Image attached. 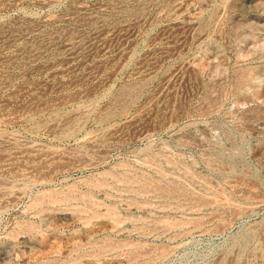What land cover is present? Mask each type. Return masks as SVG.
<instances>
[{"label":"rangeland","instance_id":"rangeland-1","mask_svg":"<svg viewBox=\"0 0 264 264\" xmlns=\"http://www.w3.org/2000/svg\"><path fill=\"white\" fill-rule=\"evenodd\" d=\"M0 264H264V0H0Z\"/></svg>","mask_w":264,"mask_h":264}]
</instances>
